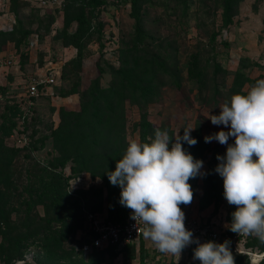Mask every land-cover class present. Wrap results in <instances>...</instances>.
<instances>
[{
	"label": "rangeland",
	"instance_id": "rangeland-1",
	"mask_svg": "<svg viewBox=\"0 0 264 264\" xmlns=\"http://www.w3.org/2000/svg\"><path fill=\"white\" fill-rule=\"evenodd\" d=\"M221 1L187 0L186 9L183 14L181 13L184 18L180 24L178 20L181 14L177 11V16L168 13L171 11L163 4L155 5L147 10L145 28L155 37L152 50H155L156 44H160L157 50L160 52L163 50V55L168 57L165 58L166 67L169 73L177 74L179 86L173 84L174 78L169 74L161 78L160 85H158V80H151V101L146 104L145 112L146 120L152 129L151 133L146 135L147 142L150 137H154L156 129L166 130L169 136H173L178 129H180V135H183V128L195 127L190 135L196 139L197 143L193 146L183 141L181 143L184 150L194 159L203 161V169L201 175L189 180L193 192L192 202L180 207L185 214V220L210 224L216 230L225 231L231 222L227 214L231 205L224 199L223 190L213 192L210 187L208 188L207 173L218 164L217 155L223 156L227 146L215 140L205 143L204 137L218 130L228 131V129L223 125H213L206 116L210 112L219 114V107L232 95L227 88L231 86L233 73L239 65L240 72L249 80L248 83L243 82L240 87L241 91L246 92L251 84L262 78L264 0H238L232 10L228 25H224L221 18ZM59 6L55 10L44 9L38 6L37 0H17L14 14L10 1L0 0V31H9L13 27L29 30L25 41L17 36L14 40L5 41L0 37V122L2 114L14 119L15 125L7 135H3V143L8 148L16 150V156L11 162L12 175L7 185H4L6 189L2 186L4 180L0 179V190L3 193L0 207L4 208V215L7 212L12 222L8 232L19 237L23 233L45 229L44 217L46 215H44L42 205L37 203L34 207H28L26 204L35 194L36 179L42 175L41 167L48 166L56 156L52 149L50 131L58 124L59 108L78 110L77 94L59 97L54 89L57 86H67V82L59 80V71L63 62L75 54V48L72 46L61 45L58 32L62 26L63 5ZM129 9L128 0H106V3L102 5V9L93 20L94 26L99 31L91 35L92 38L83 51L79 89H85L88 86L90 80L97 75L98 67L103 69L99 77V85L105 87L108 84L110 74L107 65L116 68L119 63V50L131 45L130 34L134 21L128 15ZM74 27L75 23L71 22L68 30L72 31ZM172 41L177 45L176 52L171 49L173 48ZM194 53H201L199 63L207 65L208 76L211 75L210 65H218L219 70L215 80L219 86L222 83L225 85L218 87L219 93H213L211 84L206 88L198 89L195 87V82L188 78L186 66ZM7 60L10 64L4 63ZM54 71H58V77L55 78L56 85H53L52 94L42 95L36 98L30 107L27 106V99L24 95L25 81L36 75ZM14 105L19 109L22 108L20 110H26V106L28 107L27 115L22 123L18 114L11 116V110L8 107ZM124 108L127 148L130 140L139 141L140 111L128 101H125ZM22 136L27 137L26 144L21 143ZM171 139L174 142L175 137ZM229 143H234L232 137H229ZM51 170L60 171L62 177L66 178L63 188L65 198L67 196L69 201L79 200L81 206L77 218L79 227L60 241L61 251L54 254L57 256L52 254L50 263L81 264V262H88L89 264L91 249L84 251L83 243L80 244L78 241L85 230L83 212L90 210L85 205L83 197L88 194L83 195V193L91 187L99 186L100 180L96 177L91 178L86 172L70 176L68 164L61 168H51ZM212 181L219 189L223 185V180L218 174ZM68 223H73V221L69 220ZM50 225L54 229L58 228V223L54 221ZM3 243L5 242L0 235V245ZM261 245L263 242L256 237L247 236L243 248L248 253L264 254ZM195 247V244L187 246L178 264H200L199 260L193 259ZM94 251L101 252V259L98 256L95 258L97 261L93 259V262L118 264L117 253L111 255L105 250ZM240 255L242 257L236 255L235 264H249L248 256ZM49 256L51 254L37 246H32L21 261L27 259L25 262L34 264V261L42 260L44 264H49L47 262ZM253 258H258V256L254 255ZM170 259L164 257L163 262L171 263ZM0 264H6L1 255Z\"/></svg>",
	"mask_w": 264,
	"mask_h": 264
},
{
	"label": "trees",
	"instance_id": "trees-1",
	"mask_svg": "<svg viewBox=\"0 0 264 264\" xmlns=\"http://www.w3.org/2000/svg\"><path fill=\"white\" fill-rule=\"evenodd\" d=\"M11 10L15 14L17 8V0H9ZM130 9L128 15L133 18V30L130 34L129 46L123 47L119 50V63L116 68L107 65L110 79L105 87L99 85V77L103 73V69L97 68V75L92 78L85 89H79L81 60L83 58V51L86 44L91 40L92 34H96L99 29L94 26L93 20L102 9V5L106 0H61L63 18L62 26L58 32L62 46H72L75 48V54L63 62L59 71V80L67 82L66 87H55L56 94L59 97H65L70 94L78 95V110H66L59 108L58 110V124L50 131V139L52 149L56 153L54 161L49 162L48 166L41 167L42 175L36 179V189L30 202L26 204L28 207H34L39 203L42 205L44 215V230H33L26 234L12 235L8 231L11 221L6 212L4 215V208L0 207V235L4 242L0 245V255L3 256V261L6 264H14L21 261L25 257L28 249L32 246H37L41 250L51 254L47 258V262L51 264V257L57 256V251H61L59 245L60 241L66 237L68 233L72 234L76 228L79 227L77 218L79 215V207L81 206L79 200L69 201L68 197L63 194V188L66 178L62 177L60 171L54 172L51 168L63 167L68 164L69 175L76 176L82 172H86L91 178H98L100 185L91 187L84 197V203L89 207V211L101 212L105 211V218L113 223H120L129 216L130 209L122 206L119 203L120 187L113 186L109 180L107 173L114 170L115 163L119 160L126 151L125 145V108L124 103L128 101L135 105L139 113V142H147L146 135L151 133V125L146 120L145 106L151 101V80L161 81L162 77L169 74L174 79L173 84L179 86L177 74L169 73L166 67V59L163 55V50H157L160 44H156L155 50L153 41L155 37L153 33L145 28V16L149 8L155 5L163 4L168 12L177 16V12L184 13L186 9L187 0H128ZM238 0H222L221 2V18L224 25L230 23V17L233 8ZM75 4V5H73ZM60 7V6H59ZM58 8H52L55 10ZM182 9V10H181ZM177 11V12H176ZM179 15L178 23H182L184 18ZM152 20V18H151ZM71 22L75 23L72 31L68 30ZM29 34L28 29H21L13 27L9 31H0L2 40H14L17 36L25 41ZM162 40H160L161 42ZM176 52L177 45L171 42ZM101 46V44H100ZM159 46V47H158ZM201 53H194L186 66L188 78L195 82V87L201 89L206 88L209 84L213 87V93H219L215 77L219 70L218 65L212 64L210 73L206 71L207 65H200ZM170 56V55H169ZM195 78V79H193ZM243 82L248 83L247 77H244L240 72V65L233 73L231 86L227 88L229 93H237L240 90ZM53 89V87H52ZM11 116L20 114L22 111L16 106H9ZM0 122V179L4 180L2 186L4 189L7 182L12 175L11 162L16 156V150L8 148L3 143V135H7L10 129L15 125L14 119L8 118L7 115H1ZM216 167V165H215ZM217 173L215 168L209 170L207 173L208 188L211 191L217 192L223 190V185L216 187L213 178ZM209 177V178H208ZM218 188V189H217ZM3 193L0 190V201ZM78 198V196H75ZM1 205V204H0ZM234 211V206L231 205L228 210V220L231 221V213ZM52 215V216H49ZM72 220L73 223H68ZM58 223V228L51 227V222ZM230 224L227 226L225 232L233 233L229 230ZM5 228V230H3ZM91 234H83L79 238V242L89 244ZM5 245V246H4ZM3 246V247H2ZM264 249L263 245L260 246ZM89 264H97L92 260L99 256L101 259V252L94 250H105L111 255L116 254L114 246H106L101 248L90 247ZM104 252V251H102ZM234 258L242 257L240 254H233ZM240 255V256H239ZM99 259V260H100ZM94 261H97L96 259ZM81 262V261H80ZM23 264H29L24 262ZM34 264H44L42 260L34 261ZM81 264H88V262H81ZM264 264V261H261Z\"/></svg>",
	"mask_w": 264,
	"mask_h": 264
},
{
	"label": "clouds",
	"instance_id": "clouds-1",
	"mask_svg": "<svg viewBox=\"0 0 264 264\" xmlns=\"http://www.w3.org/2000/svg\"><path fill=\"white\" fill-rule=\"evenodd\" d=\"M219 108V114L210 112L206 118L228 131L218 130L204 140L227 146L223 156L217 155L215 172L223 180L224 199L234 206L228 228L264 242V79H257L244 93H233ZM194 128H183V135L178 129L173 136L156 129L149 142L130 140L114 170L107 173L108 180L120 187L119 203L131 210L136 230L141 224L143 238L159 252L175 257V264L193 243V259L200 264H235L230 241L200 242L185 226L180 206L192 202L189 180L203 169V161L194 159L181 143H197L190 135ZM240 254L248 256L249 264L264 261V254Z\"/></svg>",
	"mask_w": 264,
	"mask_h": 264
},
{
	"label": "built area",
	"instance_id": "built-area-1",
	"mask_svg": "<svg viewBox=\"0 0 264 264\" xmlns=\"http://www.w3.org/2000/svg\"><path fill=\"white\" fill-rule=\"evenodd\" d=\"M37 2L38 6L44 9L58 8L61 4V0H37ZM4 63L10 64V61L7 60ZM57 73L58 71H54L48 74L36 75L25 81L24 95L27 99V106L30 107L32 102L42 95L52 94V87L56 85L55 78L58 77ZM261 75V79H264V69ZM27 106L26 110H21L22 112L18 115L21 123L27 115ZM26 140V136H22L20 139L22 144H26ZM130 214L123 222L113 223L107 220L100 212L84 211L83 223L85 230L82 234H91L93 237L89 244L84 243L82 245V249L85 251L91 246L101 248L111 245L115 247V250H118L121 246L143 237L141 232L142 225L138 223L136 230L134 227L135 221L130 218ZM185 226L193 232L194 237L200 242L213 240L221 243L228 240L230 241V250L233 254L248 253L243 248L246 236L227 233L224 230L219 231L210 224H201L194 220H185Z\"/></svg>",
	"mask_w": 264,
	"mask_h": 264
},
{
	"label": "crops",
	"instance_id": "crops-1",
	"mask_svg": "<svg viewBox=\"0 0 264 264\" xmlns=\"http://www.w3.org/2000/svg\"><path fill=\"white\" fill-rule=\"evenodd\" d=\"M101 213V212H100ZM105 211L102 210V215L105 217ZM117 252L116 259L118 264H175V257L165 255L159 252L149 241L143 237L136 241L127 243L121 246ZM164 257H169V262H163ZM155 260V261H154Z\"/></svg>",
	"mask_w": 264,
	"mask_h": 264
},
{
	"label": "water",
	"instance_id": "water-1",
	"mask_svg": "<svg viewBox=\"0 0 264 264\" xmlns=\"http://www.w3.org/2000/svg\"><path fill=\"white\" fill-rule=\"evenodd\" d=\"M27 260V259H26ZM26 260H24V261H20V262H18L17 264H23ZM33 263V262H32Z\"/></svg>",
	"mask_w": 264,
	"mask_h": 264
}]
</instances>
